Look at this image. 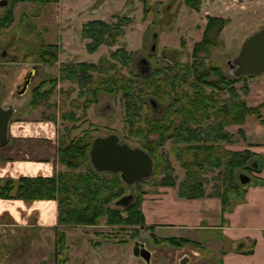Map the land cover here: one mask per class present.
Masks as SVG:
<instances>
[{"label":"trees","instance_id":"obj_1","mask_svg":"<svg viewBox=\"0 0 264 264\" xmlns=\"http://www.w3.org/2000/svg\"><path fill=\"white\" fill-rule=\"evenodd\" d=\"M33 0H9L10 5L0 18V29L8 28L14 22L13 10L17 3ZM42 5L56 3L59 0H36ZM144 15L148 10L145 0ZM189 10L198 11L201 0H183ZM116 22L89 21L82 26L81 39L87 41L86 51L94 54L101 46L112 47L123 35V29L130 20L115 17ZM228 20L207 18L202 40L192 47V63L184 67L172 66L168 61H160L148 75L132 72L128 76L121 72L129 68L132 54L117 49L108 58L98 63L62 64L60 80L73 83L78 88L79 98L85 103L97 102V96L120 95L123 100L124 122L127 136L140 142L139 148L147 152L154 164V173L150 179L138 183L135 187L134 201L120 204L130 189L119 175L98 174L92 169L88 152L92 137L80 131L68 143L60 141L57 161L60 170L51 177H24L16 182L0 179V199H16L26 203L53 201L57 203L58 226L113 228H145L142 203L145 192L144 183L152 182L155 187L176 188L177 197L184 200L218 198L222 211H226L233 196H239L243 186L238 182V174L251 172V161L257 155L249 150L232 151L223 149L221 144H234L238 138H244L225 130L231 125H242L248 117L261 118L262 105L248 106L243 97L248 95L246 80L255 75L228 77L218 67L206 65L200 53L215 45ZM164 50L162 58H166ZM59 47L46 44L38 51V59L45 64L58 62ZM173 61V59H171ZM57 79L46 80L31 92L30 106L36 108L45 104L54 92ZM242 83L240 88L237 84ZM49 86L48 89L44 87ZM241 93V96L239 94ZM227 96L226 99H222ZM162 106L168 98V104L156 116L144 113L148 99ZM84 115V114H83ZM62 119L78 121L74 113L62 115ZM55 121V118H51ZM264 123V121H263ZM73 128V127H72ZM78 134V133H77ZM167 142L172 143L169 152L178 160L185 171L183 180L177 184L176 176L163 150ZM206 171H217V181L221 184L207 195L204 188ZM157 176V177H156ZM241 195V194H240ZM124 206V207H123ZM56 248H62L60 233L57 231ZM252 250L243 254H250ZM221 264V260L218 261Z\"/></svg>","mask_w":264,"mask_h":264},{"label":"rangeland","instance_id":"obj_2","mask_svg":"<svg viewBox=\"0 0 264 264\" xmlns=\"http://www.w3.org/2000/svg\"><path fill=\"white\" fill-rule=\"evenodd\" d=\"M174 1L172 3V0H149L146 2L148 10L146 16L141 0H59L56 3L46 5H42L36 0L17 3L13 10L14 22L8 28L0 29V106L6 108L11 105L16 110L10 122L9 136L23 135L25 132L24 130L15 134L11 132V127L16 122L28 125L32 124L30 122L47 124L54 134V144L49 150L51 155L45 156V158L51 162L53 160V169L57 171L61 169L56 163L60 141L68 143L75 135H80L79 132L83 129L89 137H92V140L114 133L130 147H139L140 142L138 140H133L127 136L121 96L100 93L96 103L87 105L85 99L89 98H79L78 88L75 84L60 80L59 69L61 65L65 63L96 64L101 58H108L117 49H124L127 53L132 54V62L129 63V68L121 69V72L127 76L132 72L147 75L148 65H143L141 59H147L150 62V69L157 68L159 66L157 59H160L158 58L159 54H163L165 49L178 50L180 58L176 61L185 64L190 61L193 45L202 38L201 35H203L202 32L208 17L228 20V24L220 33L215 45L204 50L198 57L204 59L206 65L218 67L223 75L232 77V71H227V61L230 62L236 57L243 42L263 27L264 0H201L198 11L187 9L182 0H176V3ZM169 3L171 7L165 14L164 5ZM9 5L8 0V6L3 9L0 8V18ZM115 17H125L130 20L129 25L123 29V35L114 46H101L96 53H87L85 46L88 42L81 39L82 26L95 20L114 23L117 19ZM154 33L158 36L155 40L152 38ZM46 44H56L59 47L58 62L54 65L42 63L38 59L39 49ZM152 44H155L156 54L150 59L148 51ZM33 67H35V71H33ZM32 72L33 75L30 77ZM28 76V79L31 80L30 84L27 86L28 88L23 90L24 82ZM52 79H57L58 83L49 100L45 104L32 108L30 106L32 90L41 82ZM241 85L242 83H239L236 87L239 89ZM48 88L49 86L44 87V89ZM23 91L25 92L23 93ZM239 94L241 96L240 91ZM226 98L227 96H223L222 99ZM168 102V98L161 102L162 109ZM147 112L150 111L145 108L144 113ZM70 113H74L79 118L78 121L71 122L61 118L62 115ZM52 117L55 118V121L51 120ZM238 126L241 125H231L225 130L239 137L238 131L242 130L238 129ZM32 127L33 125L27 129L28 134H25L32 137L30 138L33 139L32 142L40 141V139L33 138ZM243 142H246L245 136L244 138L239 137L234 144L222 143L221 146L223 149L242 151L240 148H242ZM10 143H13L12 137ZM28 144H32V147L38 145V143ZM7 147L0 149V173L2 174L1 170L6 165L4 159L8 160L9 157L16 160L24 159V157L44 158L41 154L25 156L23 152L27 149L33 150L26 143L18 142L15 145H10L9 148ZM171 147L172 143L167 142L163 150L169 157L173 174L176 176L177 184H179L184 178L185 171L181 168L178 160L169 152ZM12 149L15 150L17 156H13L14 150L10 152ZM36 149L39 151V148ZM244 174L251 181L243 186L239 196L231 198V203L226 211L234 205V200L240 197V194L264 184L263 179L260 180L262 176H258L254 171L244 172ZM203 176L206 178L204 188L207 195H210L221 184L217 181V171H206ZM6 179L9 178L6 177ZM9 180L16 182L18 175ZM152 182L144 183L141 190L149 195L157 193L155 187L151 188L153 187ZM166 188L169 189L165 190L173 192L177 197L176 188ZM160 193L162 192L159 191L158 194ZM143 199L149 201L150 198L144 196ZM32 203L36 205L39 202ZM233 224L240 227L245 224L249 226L245 231H250L257 226H264V217H250L248 220L239 218L235 219ZM99 228L109 229V227L102 225ZM37 229L41 228L38 227ZM37 229H33V232L31 229L27 231L26 228L15 229L10 227L9 230L0 231V264H52L55 233L53 229L50 232L37 231ZM57 229L59 231L65 229L68 232V238H70L68 243L71 245L75 244V238L81 241L85 239L82 235V229L85 228L59 227ZM145 231L147 230H141L140 235L145 234ZM158 232L159 234L165 233V235L179 234L176 232ZM182 234L183 237H194V231H185ZM239 234L245 235L246 232ZM198 240H200L199 248L202 250L199 258L201 264H218V261L222 259L223 252L227 253L225 251L236 250L242 246V243L238 242L235 244L224 242L222 236L218 235L217 232L213 234L204 231ZM87 247L86 242L80 245L84 254H79L70 264H80L82 258L90 261L92 255L89 254L90 248Z\"/></svg>","mask_w":264,"mask_h":264},{"label":"crops","instance_id":"obj_3","mask_svg":"<svg viewBox=\"0 0 264 264\" xmlns=\"http://www.w3.org/2000/svg\"><path fill=\"white\" fill-rule=\"evenodd\" d=\"M246 84L249 92L243 99L251 107L262 105V110L260 119L248 117L243 125L238 126V129L243 131L246 141L243 142L240 149L249 150L257 155L250 165L258 176H262L260 180L263 179L264 182V74L247 79ZM30 123L33 125V138L40 139V141L32 142L33 139H30L32 137H28L27 129L31 125L16 122L12 125L11 132L13 134L21 130L25 132L23 135L11 136L13 143H10V145L19 142L32 147V144L28 143H38L36 147L35 145L32 147L33 150L27 149L23 154L25 156L41 154L44 158L24 157V159L19 158L16 160L9 157L8 160L4 159L6 165L1 170L3 174L0 173V178L6 179L7 177L10 179L16 175H18V178L21 176L50 177L54 174L53 172L56 169H53V160L51 162V160L45 158V156L51 155L49 150L54 144V134H52L47 124ZM36 148H39V151ZM13 150H10V152ZM12 153L13 156H17L15 150ZM165 189L169 188H159L157 193L144 195L150 198L149 201L145 199L142 203L146 227H174L175 230L182 233L194 231L196 239H200L198 236L203 234L204 231L213 234L217 232L226 243H242L239 249L225 251L227 253L222 255V264H264V226H257L250 231H245L249 226L243 224L240 227L233 224V221L239 218L248 220L250 217H264V184L254 188L255 190H247L246 193L241 194L240 197L234 200V205L225 212L222 211L220 200L216 198L178 199L173 192ZM159 191L162 193L158 194ZM38 202L35 205V203H26L16 199H0V231L9 230L10 227L15 229L26 228L27 231L40 227V231L50 232L57 227L56 202ZM240 232H246V234H239ZM249 250H252V253L243 254V252Z\"/></svg>","mask_w":264,"mask_h":264},{"label":"flooded vegetation","instance_id":"obj_4","mask_svg":"<svg viewBox=\"0 0 264 264\" xmlns=\"http://www.w3.org/2000/svg\"><path fill=\"white\" fill-rule=\"evenodd\" d=\"M148 1L149 0H145V2ZM141 2L143 5L144 1L141 0ZM174 2L176 3V0ZM170 3L168 5H164L165 14H167V12L169 11L168 10L169 7H171ZM152 38H154V40L155 38H158L156 33L152 35ZM168 51L169 52L166 53V58H162V53L159 54L158 58H161L162 64L165 61H168L169 64L172 66L184 67L192 63L193 60L192 51L190 52V61L185 64L176 61L178 60V58H180V53L178 50L172 49ZM148 52H149L148 57L152 59V56L156 54L155 44L154 45L152 44L149 47ZM171 59H173V61H171ZM230 62L227 61V71L228 70L232 71V69H230L231 65H229ZM141 63L143 65H148V73H147L148 75L152 70L150 69V62L147 59H141ZM158 63H160V61L157 62V64ZM162 64H159V66H161ZM33 68H34L33 71H35V67ZM32 75L33 72L30 74V77ZM28 78L29 76L26 78V81L24 82L23 90L28 88L27 86L30 84L31 80ZM27 81L28 84L26 88H24L25 83ZM24 92L25 91H23V93ZM147 105L150 107V113L152 114V116H156V114L159 111H162L161 105H159L152 99L147 100ZM156 108L157 110H155ZM153 173H154V164H153ZM137 184H135L133 188L130 187L127 194L125 195V197H123V200L121 201L122 205L126 206L127 203L134 201L135 193H136L135 187ZM154 187L155 186L151 188ZM159 188H166V187H155L154 189L158 190ZM59 227L67 228V226H57L53 229L55 233V238L52 249V258H53L52 264H70L71 261L77 258L79 254H84L83 250L80 248V245H82L84 242H86V245L88 246L87 248H90L89 254L92 255V259L90 261H86V259L82 258L80 259V264H86V263L87 264H201L199 258L201 257L202 250L199 248L200 247L199 240L196 239L195 236L183 237L184 235L182 234V232L175 230L174 227L155 228V227L145 226L144 229L147 231H145L146 233L143 234L142 236L140 235V232L141 230L144 231V229H138L135 227H131V228L109 227V229L99 228V226L81 227V228H85L82 229L83 230L82 235L85 237V239L81 241L78 239L76 240L75 238L74 245L68 243V241H70V238H68V232L65 231V229L59 231L57 229ZM73 228H78V227H73ZM40 230L41 229H37V231ZM57 231L60 233V239L62 240L61 249H57L55 244L57 238ZM158 231L166 232V233L176 232L179 234L165 235V233L159 234ZM198 237L200 238V236ZM79 241H81L80 244ZM223 254L224 252L222 253V255Z\"/></svg>","mask_w":264,"mask_h":264},{"label":"water","instance_id":"obj_5","mask_svg":"<svg viewBox=\"0 0 264 264\" xmlns=\"http://www.w3.org/2000/svg\"><path fill=\"white\" fill-rule=\"evenodd\" d=\"M7 6L8 0H0L1 9ZM229 65L234 78L264 74V25L243 42L238 54ZM27 84L28 81L24 88ZM15 112V108L11 105L6 108L0 106V149L7 147L11 142L9 124ZM88 159L94 172L119 175L123 183L131 188L149 179L153 174L151 156L139 147H130L123 143L114 133L106 137L94 138L90 145ZM237 178L242 186L251 181L243 173L238 174Z\"/></svg>","mask_w":264,"mask_h":264}]
</instances>
